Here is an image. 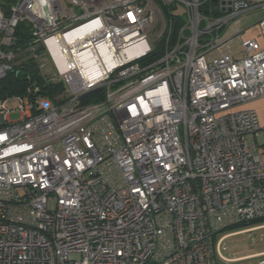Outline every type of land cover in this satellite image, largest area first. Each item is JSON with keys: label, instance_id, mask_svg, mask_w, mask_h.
I'll return each mask as SVG.
<instances>
[{"label": "built area", "instance_id": "1", "mask_svg": "<svg viewBox=\"0 0 264 264\" xmlns=\"http://www.w3.org/2000/svg\"><path fill=\"white\" fill-rule=\"evenodd\" d=\"M259 9L0 0V87L20 24L31 57L49 55L67 84L61 99L35 83L0 97V264H264L223 254L233 232L217 238L264 217V126L241 108L264 97V48L241 39L234 57L221 35Z\"/></svg>", "mask_w": 264, "mask_h": 264}, {"label": "rangeland", "instance_id": "2", "mask_svg": "<svg viewBox=\"0 0 264 264\" xmlns=\"http://www.w3.org/2000/svg\"><path fill=\"white\" fill-rule=\"evenodd\" d=\"M258 18V15H251L245 18V21L241 22L239 25H234V28L232 29L233 32H239V30H243L245 24H250V27L242 33L241 38L242 40H248V39H254L258 43H260L261 48H264V37L262 34L261 27L259 25V22L255 25H252L256 22ZM252 25V26H251ZM249 26V25H248ZM231 34V33H230ZM151 41V40H150ZM152 42V41H151ZM36 49V52L41 53V48ZM41 48V49H40ZM47 53V50L45 51ZM45 59H30L31 52L27 51L26 48L23 49V51L17 55L16 61H15V67H17L20 64H23L27 60H33L35 59L36 66L40 69L41 75L44 77L45 83L49 82H58L62 81L64 84V91L56 96V99H61L67 96V84L65 81V78L63 75L59 74V71L53 61V59L49 55H44ZM32 58V57H31ZM241 108H252L255 109L260 124L264 126V97L258 98L254 101L248 102L244 104ZM19 118L18 113H13L10 115V119L16 120ZM260 151H262V147H260ZM250 221V220H249ZM264 220L255 221L252 223H249L247 225H242L238 230H223L221 232H218L217 238H219L221 235L233 232L231 233L223 242L224 245H227V250H223V254L226 257L237 259L246 257L249 255H254L258 253L264 252ZM262 226V227H259ZM252 227H257L254 229L246 230ZM251 260H257L256 258Z\"/></svg>", "mask_w": 264, "mask_h": 264}, {"label": "trees", "instance_id": "3", "mask_svg": "<svg viewBox=\"0 0 264 264\" xmlns=\"http://www.w3.org/2000/svg\"><path fill=\"white\" fill-rule=\"evenodd\" d=\"M17 43L16 46H22L25 48L30 41L29 35L26 30L25 24H20L16 30ZM161 54V51H155L143 58L144 62H149L157 59ZM30 59H33L30 57ZM35 61V59H34ZM33 60H27L23 64L14 67L12 71H9L7 75L1 81L0 97L11 95H22L26 92L27 88L32 84H38L40 86V93L49 98H56L64 91V84L62 81L45 83L43 75H41L40 69L36 66ZM104 88H96L82 95L81 102L83 104L96 102L103 98ZM264 220L263 218H257L250 221H244L235 225L227 227L225 230H238L242 225ZM235 231V230H234Z\"/></svg>", "mask_w": 264, "mask_h": 264}, {"label": "crops", "instance_id": "4", "mask_svg": "<svg viewBox=\"0 0 264 264\" xmlns=\"http://www.w3.org/2000/svg\"><path fill=\"white\" fill-rule=\"evenodd\" d=\"M251 15H258L256 22L254 24H252V25H255L264 16V9H259V10L247 13V14L243 15L237 22H233V23L227 25L222 30L221 35L226 40V45H224L222 47V49L225 50L227 48V43H228V45H231L230 50L232 52V56H234V57H240L241 56V51H242L241 35L243 32H245L250 27V24L252 22L249 24H245L244 27H246V28H244L243 30H239V32H233L232 29L234 28V25H239L241 22L245 21L246 17L251 16ZM230 38L232 39V41H228V39H230Z\"/></svg>", "mask_w": 264, "mask_h": 264}, {"label": "bare ground", "instance_id": "5", "mask_svg": "<svg viewBox=\"0 0 264 264\" xmlns=\"http://www.w3.org/2000/svg\"><path fill=\"white\" fill-rule=\"evenodd\" d=\"M56 59L61 62L63 61V56L62 55H56Z\"/></svg>", "mask_w": 264, "mask_h": 264}, {"label": "water", "instance_id": "6", "mask_svg": "<svg viewBox=\"0 0 264 264\" xmlns=\"http://www.w3.org/2000/svg\"><path fill=\"white\" fill-rule=\"evenodd\" d=\"M217 0H212V2H216Z\"/></svg>", "mask_w": 264, "mask_h": 264}]
</instances>
